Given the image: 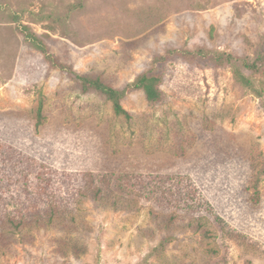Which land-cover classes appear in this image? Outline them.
I'll use <instances>...</instances> for the list:
<instances>
[{
    "label": "rangeland",
    "instance_id": "rangeland-1",
    "mask_svg": "<svg viewBox=\"0 0 264 264\" xmlns=\"http://www.w3.org/2000/svg\"><path fill=\"white\" fill-rule=\"evenodd\" d=\"M12 13L57 63L121 89L167 49L264 53V0H0V142L51 178L33 198L60 211L4 232L0 264H264V111L230 68L172 62L162 100L129 93L126 120L26 45ZM244 73L264 92V67ZM114 186L136 212L110 208Z\"/></svg>",
    "mask_w": 264,
    "mask_h": 264
},
{
    "label": "trees",
    "instance_id": "trees-1",
    "mask_svg": "<svg viewBox=\"0 0 264 264\" xmlns=\"http://www.w3.org/2000/svg\"><path fill=\"white\" fill-rule=\"evenodd\" d=\"M81 7L82 2L73 4L70 6V12ZM66 17L68 15L50 14L41 17V19L57 24L63 23L62 19ZM11 20L16 24L15 29L22 36L26 45L43 53L53 67L70 75L81 87L83 93L92 92L101 95L111 104L112 111L117 117L130 120L131 115L122 106L123 100L129 93L140 91L149 104L160 102L163 98L160 87L164 80L166 68L170 63L176 61L194 66L230 68L235 82L259 99L264 111V92L262 88L244 73V71H249L251 74H257L263 69L264 53L259 51V49L256 50V56L252 59L249 57L238 58L229 53L205 52L203 49H167L163 54H155L153 56L151 68L138 75L133 82L128 83L121 89H117L106 84L100 78L80 76L70 67L57 63L55 58L49 53V47L45 42V38H49L48 35H44L45 38H43V36L37 34L30 25L23 24L20 21L21 17L18 14L12 13ZM37 119L38 124H41L43 119L41 103L37 108ZM261 173L264 175V169ZM50 183L51 178L49 179L45 173L41 171L35 173L33 165L27 159L11 147L5 146L0 142V236L4 232L20 233V229L29 225L39 226L44 224L45 220L42 221V217L45 218L44 212L47 213L46 225L60 215V211L53 206H48L43 210L40 209L38 203L41 201H37L40 197L37 199L33 198L35 195L45 193ZM116 188V186L112 187L109 195L111 197L110 208L116 211L136 212V198L128 197L125 191L119 195ZM89 189V191H95L94 196L105 192V186L100 185L97 180L95 181L94 177L90 181ZM23 196L31 202L25 207L24 204L21 206L17 205V202L24 200L22 199ZM15 205L17 206L15 207ZM200 220V218L197 219L198 222ZM201 226L203 227V225ZM201 226L198 225V229H202ZM201 234L203 237H208L206 231ZM171 240V237L163 239L158 245L156 252L164 250Z\"/></svg>",
    "mask_w": 264,
    "mask_h": 264
}]
</instances>
